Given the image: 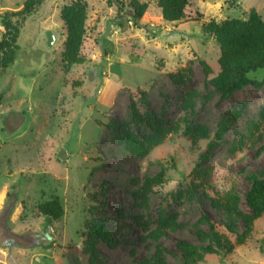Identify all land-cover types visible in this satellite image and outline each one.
Returning <instances> with one entry per match:
<instances>
[{"label": "rangeland", "instance_id": "rangeland-1", "mask_svg": "<svg viewBox=\"0 0 264 264\" xmlns=\"http://www.w3.org/2000/svg\"><path fill=\"white\" fill-rule=\"evenodd\" d=\"M76 1L47 0L27 17L17 60L0 70V264H91L93 221L111 235L97 240V264H143L156 254L149 233L172 221L158 242L164 264H190L178 241L203 254L211 222L234 251L203 254L197 264H264V214L239 238L252 215L246 193L264 178V84L221 99L210 85L220 46L204 27L247 19L252 9L264 21V0H190L177 24L164 21L158 0H138L149 5L139 26L115 0H82L87 62L68 69L61 10ZM23 3L0 0V13ZM178 74L187 80L174 83ZM249 78L263 82L264 69ZM230 121L223 145L198 165ZM186 122L208 137L187 135ZM161 171L165 183L145 191L146 177ZM199 171L210 176L204 187ZM52 199L64 209L59 221L38 211Z\"/></svg>", "mask_w": 264, "mask_h": 264}, {"label": "trees", "instance_id": "trees-1", "mask_svg": "<svg viewBox=\"0 0 264 264\" xmlns=\"http://www.w3.org/2000/svg\"><path fill=\"white\" fill-rule=\"evenodd\" d=\"M45 1L47 0H24L20 10L0 13L2 24L0 70L8 69L17 60L20 50L18 41L21 26L27 17L35 13ZM115 1L120 4L121 10L128 8L129 14L126 16L135 26L140 25V21L149 8L147 3H141L138 0H132L129 5L123 1ZM109 2L112 3V1ZM189 3L190 0H158V7L161 9L165 22L177 24L186 19V8ZM88 8L86 2L78 0L61 10V19L67 31L63 59L68 69L84 65L87 62L82 51L87 32ZM204 27L209 34L215 36L220 46V73L210 80V85L220 95L221 99H230L236 92L249 85L257 87L264 84V81L257 82L249 78L251 73L264 69V21L255 9L250 11L247 19L230 18L222 23L212 21ZM172 79L174 83L182 84L187 80V77L178 74L173 75ZM192 108L191 101H188L185 109ZM186 123L188 124L185 132L187 135L198 134L200 138L208 137L205 127H199L200 130H192L189 122ZM231 125V121L220 123L213 140L208 143V148L201 156L198 165L209 160L213 152L223 145ZM164 175L165 172L161 171L154 178L146 177L144 190L151 191L154 187L163 185L165 183ZM197 175L198 179L201 180L199 185L204 187L210 176L207 171H199ZM246 202L252 210V215L242 218L244 231L239 237L240 240L250 237L254 230V222L264 214V178H253L252 187L246 193ZM217 203H219V208L224 207L220 201ZM38 211L44 217H49L54 221H59L64 216V209L58 199L40 204ZM163 228L166 230L174 229V221L168 225L160 224L159 228L149 233L148 237L157 243L155 244L156 254L151 259L144 260L143 264H164L162 258L165 250L158 243L161 238L167 236V232ZM211 231L210 244L203 249V254L232 253L234 251V245L231 241L221 235L212 222ZM110 236V232L103 223L97 221L90 223L87 244L91 264H97V240L103 238L110 242ZM176 246L190 264H197L203 259V254L198 253L194 246L186 240L178 241Z\"/></svg>", "mask_w": 264, "mask_h": 264}, {"label": "water", "instance_id": "water-1", "mask_svg": "<svg viewBox=\"0 0 264 264\" xmlns=\"http://www.w3.org/2000/svg\"><path fill=\"white\" fill-rule=\"evenodd\" d=\"M46 37H47V47L51 48L56 41V36L54 35L53 32L48 31L46 33Z\"/></svg>", "mask_w": 264, "mask_h": 264}]
</instances>
